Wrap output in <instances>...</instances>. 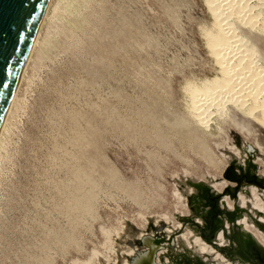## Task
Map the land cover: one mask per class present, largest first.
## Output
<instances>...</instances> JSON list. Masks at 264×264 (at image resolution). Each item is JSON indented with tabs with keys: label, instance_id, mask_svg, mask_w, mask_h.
Returning <instances> with one entry per match:
<instances>
[{
	"label": "rangeland",
	"instance_id": "rangeland-1",
	"mask_svg": "<svg viewBox=\"0 0 264 264\" xmlns=\"http://www.w3.org/2000/svg\"><path fill=\"white\" fill-rule=\"evenodd\" d=\"M49 11L0 150V264H122L141 233L173 228L188 181L221 179L247 147L263 172V127L215 123L205 140L188 115L187 87L221 73L205 0ZM233 24L264 61V31Z\"/></svg>",
	"mask_w": 264,
	"mask_h": 264
},
{
	"label": "flooded vegetation",
	"instance_id": "flooded-vegetation-1",
	"mask_svg": "<svg viewBox=\"0 0 264 264\" xmlns=\"http://www.w3.org/2000/svg\"><path fill=\"white\" fill-rule=\"evenodd\" d=\"M246 149L250 158L231 160L221 179L188 181L173 228L141 233L122 264H264V208L253 196L264 204V173Z\"/></svg>",
	"mask_w": 264,
	"mask_h": 264
},
{
	"label": "bare ground",
	"instance_id": "bare-ground-1",
	"mask_svg": "<svg viewBox=\"0 0 264 264\" xmlns=\"http://www.w3.org/2000/svg\"><path fill=\"white\" fill-rule=\"evenodd\" d=\"M205 1L214 17L215 26L214 32H206L207 47L215 58L221 73L220 76L206 80L201 85L195 86L196 84H194L192 86L188 84L186 90L191 103L187 112L192 123L198 127L200 138L206 140L207 136L212 133L210 129H213L215 123L233 125L236 130L248 138L250 137L248 127L251 123L254 122L264 128V61L257 54L256 48L238 33L233 22L246 28L264 31V0ZM50 6L51 0H49L45 9L1 124L0 150L4 144L5 133L9 130L10 117L17 104L18 91L26 76L27 67L30 65L32 56L37 51L35 49L40 42L41 28L48 12H50ZM255 144L262 147L259 140L255 141ZM231 149L233 150V148ZM233 152L239 153V150L235 149ZM258 162L261 163L262 160L259 159ZM253 196L254 206L264 208L259 196L256 193ZM179 197L181 196L179 195ZM242 198L244 202L245 198ZM178 201H181V198ZM130 252L132 251L130 250ZM124 264H127V262H124Z\"/></svg>",
	"mask_w": 264,
	"mask_h": 264
},
{
	"label": "water",
	"instance_id": "water-1",
	"mask_svg": "<svg viewBox=\"0 0 264 264\" xmlns=\"http://www.w3.org/2000/svg\"><path fill=\"white\" fill-rule=\"evenodd\" d=\"M48 3L0 0V127Z\"/></svg>",
	"mask_w": 264,
	"mask_h": 264
}]
</instances>
